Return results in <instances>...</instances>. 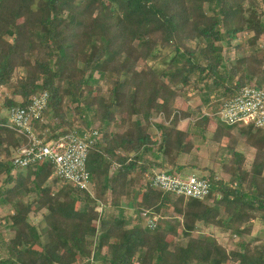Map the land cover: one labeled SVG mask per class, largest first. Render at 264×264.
<instances>
[{
    "label": "trees",
    "instance_id": "obj_1",
    "mask_svg": "<svg viewBox=\"0 0 264 264\" xmlns=\"http://www.w3.org/2000/svg\"><path fill=\"white\" fill-rule=\"evenodd\" d=\"M243 32L254 36L236 50L251 52L226 57L225 42ZM263 36L264 0H0L3 107L26 109L48 93L44 122L33 123L41 138L56 142L80 131L74 117L86 130L97 122L101 134L87 161L92 196L66 182L56 189L49 163L16 170L13 158L29 140L0 116V205L12 210L6 223L13 235L0 264H264V247L242 239L240 251H229L193 236L200 223L240 238L251 234L247 224H264V130L219 124L213 140L227 138L231 152L226 181L196 160L183 161L194 146L186 141L190 128H177L187 118L179 100L190 87L222 92L224 102L247 86L264 89V48L257 45ZM160 114L171 126L158 125V142L149 128ZM211 121L201 114L194 125L205 134ZM238 127L255 150L249 168L234 148L242 141L232 135ZM188 170L208 174L202 178L211 185L209 200L151 185L154 171L186 177ZM126 200L136 213L159 216L153 232L140 220L130 227ZM100 203L122 208L120 214L96 212ZM35 206L47 212L42 232L30 223ZM170 211L183 219L182 233L163 219Z\"/></svg>",
    "mask_w": 264,
    "mask_h": 264
},
{
    "label": "built area",
    "instance_id": "obj_2",
    "mask_svg": "<svg viewBox=\"0 0 264 264\" xmlns=\"http://www.w3.org/2000/svg\"><path fill=\"white\" fill-rule=\"evenodd\" d=\"M48 100V93H44L35 97L28 108L10 111L9 126L29 140V145L20 148L15 154L13 165L16 170L21 171L49 163L54 167L57 178L80 191L91 193L92 183L87 161L90 150L101 139V134L95 129H81L62 136L56 142L41 138L33 123L44 122L43 113ZM203 115L227 127L254 126L264 130V89L247 86L238 96L225 101L214 113ZM151 185L164 193L185 199L207 201L211 197L210 183L194 174L183 177L179 174L157 173L151 179ZM141 215L145 219V227L154 231L159 216L150 211H143Z\"/></svg>",
    "mask_w": 264,
    "mask_h": 264
},
{
    "label": "rangeland",
    "instance_id": "obj_3",
    "mask_svg": "<svg viewBox=\"0 0 264 264\" xmlns=\"http://www.w3.org/2000/svg\"><path fill=\"white\" fill-rule=\"evenodd\" d=\"M254 33L252 32H243L240 33L236 40L231 41L230 44H226L225 42V56L229 57L231 59H236L237 57H242L244 55H247L251 52L252 48L247 47L246 49L236 50L238 45L245 44L246 41L251 40L253 38ZM257 45H259L261 48H264V36L259 38L257 40ZM262 59L264 60V54H261ZM97 78H99L97 76ZM106 93H110L109 86L105 85L103 82L99 84ZM200 91L194 90L193 88H188L186 95L182 97L179 100L178 108L183 109L185 113L187 114V118L180 121L178 127L180 126L184 130H188L190 128V133L187 136L186 141L194 146L193 155L188 159L189 162H194L196 160V163L201 168H208L214 170L215 168V156L218 154V151L220 153L223 152L222 149L225 148L222 144L228 143V139L225 138L223 141L219 144L216 141L213 140V134L217 127L219 126V122L212 119L210 126L207 129V132L204 134L199 128H196L194 125L195 122L201 117V114H211L214 113L215 110L221 107L224 103V96L222 95V92L216 93V92H210L208 91L203 85L199 87ZM8 96L5 90L0 91V116L4 118L7 123L9 122V114L10 111L6 110L3 106L4 104V98ZM18 102L21 101V99L17 98L15 99ZM175 115V114H174ZM93 119V117H92ZM172 120V119H171ZM74 127L76 129H82L84 127L81 126L79 123V118L74 117ZM158 125H163L165 127H170L171 124L168 120H166V117L163 114H160L158 116L153 117L151 119V124L149 128V134L158 142H160L161 135L158 130ZM98 127V123H94L91 126V129H95ZM177 127V128H178ZM114 130H117L113 128ZM245 129V128H244ZM242 128H234L232 130V135H234L236 138H239V143L244 144L243 140L247 138V135L241 132ZM221 169V166H219V170ZM25 171V170H24ZM22 172V171H20ZM159 173V172H157ZM186 175L195 174L199 177L207 176L204 175L201 171H193L188 170L185 172ZM16 176H18V173H15ZM221 176V175H220ZM220 179V178H218ZM225 180V179H223ZM229 179H226V181H229ZM147 180H143L142 182H145ZM50 184L55 185L56 189H59L61 187H65L67 184L63 182L62 180L58 179L56 176H54ZM49 184V185H50ZM90 192L92 196L95 195V189L92 186L90 189ZM173 198V197H172ZM27 199V198H26ZM212 201H208L207 205H211ZM96 208V212H99L101 214H108L110 215H119L121 209L112 208L109 205H104L100 203ZM127 206L128 210H124V212H127L128 216V222L131 223L134 221L135 224L139 223V220L141 221V226L145 229V219L142 217L141 213L135 212V205L129 206L128 200L125 201L123 204V207ZM38 207H34V211L30 216V223L34 225L37 229H39L42 232L41 226L43 225V216L47 212L45 210L38 211ZM80 209H84V204L79 205ZM101 208V209H100ZM12 212L11 208L8 206L0 205V256L5 257L7 254V243L10 240V238L13 236L8 230H7V223L6 218L8 215H10ZM125 215V214H124ZM126 218V217H125ZM135 218L133 221L132 219ZM165 220H168L172 223L173 226L177 227L178 232H183V219L178 215L173 213V211L167 212L164 214ZM246 228H251V234L246 235L243 238H240L232 233L225 232L221 228L217 227H207L203 223L198 224L197 231L193 233L194 237H198L200 235L206 237L209 241L217 240L221 245L226 247L229 251H240L239 248V242L243 239L247 242L253 243L254 245H258L260 247H264V224H257V222H251L246 225ZM147 229V228H146ZM148 231V230H147ZM149 232V231H148ZM153 232V231H152ZM183 240H187L185 237ZM184 242V241H183ZM232 264V263H228Z\"/></svg>",
    "mask_w": 264,
    "mask_h": 264
},
{
    "label": "crops",
    "instance_id": "obj_4",
    "mask_svg": "<svg viewBox=\"0 0 264 264\" xmlns=\"http://www.w3.org/2000/svg\"><path fill=\"white\" fill-rule=\"evenodd\" d=\"M178 129L179 130H181V131H186V130H184L183 128H181L180 126L178 127ZM223 146H225V148L224 149H222L223 150V152L222 153H220L219 151H218V154H216V156H215V162H217V163H215L216 165H215V168H214V170H212L214 173H215V175L218 177V178H220V179H229V178H231V176L230 175H228L226 172H225V170L223 169V166L224 165H226L227 163H229V161H230V159H231V152H229L228 151V149H227V146H226V144H222ZM232 148V147H231ZM234 148H235V150L237 151V152H240V153H242L243 155H244V157H245V160H246V166H247V168H249L250 167V165H251V163L253 162V160H254V158H255V150L253 149V148H251L250 146H248V145H245V144H241V143H237V145H234ZM153 159V153L152 152H149L145 157H144V161L145 162H150L151 160ZM143 161V162H144ZM184 162L185 161H188V158H184V160H183ZM143 162H141V163H143ZM140 163V164H141ZM219 166H221V169L219 170ZM156 174H157V171H154ZM147 175L148 174H146V175H144L145 177H147ZM190 175H192V174H190ZM221 175V176H220ZM187 176H189V175H187ZM101 205V204H100ZM100 207V206H99ZM123 210H128V208H127V206H124L123 207ZM124 216L126 217V219L128 220L129 218H128V214H127V212H124ZM135 218H133L132 219V221L134 220ZM135 224V222L133 221L132 223H131V225H130V227H132L133 225Z\"/></svg>",
    "mask_w": 264,
    "mask_h": 264
}]
</instances>
